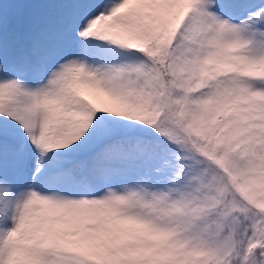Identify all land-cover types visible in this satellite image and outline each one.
<instances>
[{"label": "snow or ice", "instance_id": "obj_1", "mask_svg": "<svg viewBox=\"0 0 264 264\" xmlns=\"http://www.w3.org/2000/svg\"><path fill=\"white\" fill-rule=\"evenodd\" d=\"M0 264H264V0H0Z\"/></svg>", "mask_w": 264, "mask_h": 264}]
</instances>
